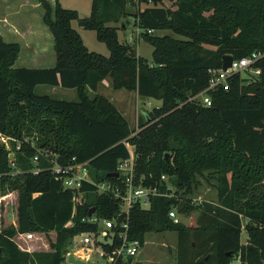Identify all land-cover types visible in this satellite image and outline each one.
<instances>
[{
	"label": "trees",
	"instance_id": "trees-1",
	"mask_svg": "<svg viewBox=\"0 0 264 264\" xmlns=\"http://www.w3.org/2000/svg\"><path fill=\"white\" fill-rule=\"evenodd\" d=\"M37 1L53 37L52 67H14L20 46L0 37V132L11 138L13 149L19 143L14 167L0 145V197L17 192L16 226L0 228V264H63L67 242L97 228L81 220L90 208L108 218L119 212V199L97 193L94 183L123 188L120 176L107 173L117 172L118 162L128 158V146L136 183L157 184L163 191L160 176L165 174L173 187L171 196L149 197L147 208L132 205L129 240L143 245L146 233L174 231L176 264H230L237 255L246 264H264V57L255 64L260 72L253 79L235 74L227 90L210 91V106L187 101L207 86L208 69L220 67L223 55L264 51V0H173L172 8L154 4L133 13L141 38L153 48L150 60L131 54L110 25L131 15L128 4L134 0H91L86 17L57 0L53 7ZM72 21L95 30L109 55L89 51ZM107 76L114 89L160 100L136 131L106 96L95 93ZM40 84L75 89L78 98L37 94ZM87 90L95 94L88 96ZM37 152L40 171L32 174ZM51 158L85 163L94 183L65 188L47 169ZM210 174L216 201L197 203L191 197L197 178ZM78 192L81 199L74 205ZM171 208L179 215L195 212L196 225L174 223ZM26 232H54L53 249H21L15 236ZM132 259L115 264H143Z\"/></svg>",
	"mask_w": 264,
	"mask_h": 264
},
{
	"label": "rangeland",
	"instance_id": "rangeland-1",
	"mask_svg": "<svg viewBox=\"0 0 264 264\" xmlns=\"http://www.w3.org/2000/svg\"><path fill=\"white\" fill-rule=\"evenodd\" d=\"M37 0H13L17 6L21 5L22 19L26 24L19 27L21 39L17 41L20 50L14 67H48L55 62V54L53 49V37L42 20L43 9L41 5L36 6ZM51 7L54 6L56 0H47ZM63 8L76 10L80 17H86L90 14L91 0H57ZM134 4H128V10L131 15L122 19L118 23H111V26L117 28V37L123 42L131 54L140 56L150 60L152 54V46L141 38L140 30L133 21V13L142 11L150 5H162L164 7H174L173 0H134ZM28 21V22H26ZM71 26L79 33L83 44L86 48L103 56L109 55L106 44L96 38L95 30L83 29L78 26L76 21L71 22ZM25 31L24 34L22 32ZM156 35L172 34L168 30L152 31ZM129 38L131 40L129 41ZM32 48V51L28 49ZM29 52V55L27 54ZM243 77L253 76L249 71L241 73ZM37 94H46L53 98L64 99L68 101H76L78 98L77 91L71 88L57 87L53 88L49 85L40 84L35 87ZM96 94L106 96L117 108V110L126 118L128 127L131 131L138 129L139 120L151 111L154 107L160 106V100L149 97L139 96L134 90L114 89L111 87L109 76L104 78L97 87ZM94 92L87 90L88 96H93ZM26 139V138H25ZM11 146V143H10ZM130 147V146H129ZM130 149H132L130 147ZM198 184L191 193V197L197 203L201 201H216L215 179L210 174L208 179L198 177ZM182 190H179L181 192ZM16 206L17 192L11 190L0 198V228L8 226H16ZM179 219L186 227H194L196 225V213L189 215H179ZM55 240V233H36L31 240H25L23 236L17 234L15 241L24 249L31 251H48L52 250V243ZM246 234L242 229L240 241L244 243ZM176 242L177 234L174 231L149 232L145 235L144 244L141 245L138 253L133 257V263L140 261L143 264H176ZM72 240L68 241L64 249L63 255L65 260L63 264H73L67 262V256L73 249ZM235 262V261H233ZM80 264H106L103 258H99L93 253L89 261Z\"/></svg>",
	"mask_w": 264,
	"mask_h": 264
},
{
	"label": "built area",
	"instance_id": "built-area-1",
	"mask_svg": "<svg viewBox=\"0 0 264 264\" xmlns=\"http://www.w3.org/2000/svg\"><path fill=\"white\" fill-rule=\"evenodd\" d=\"M148 33L152 32L151 29L147 30ZM131 38H129V41ZM264 57V51L256 50L240 58H233L231 64L225 70L222 66L217 68H209V78L207 86L198 93L190 96L187 101H194L204 106L211 105L210 91H214L218 88L227 90L229 88L228 78L240 74L244 71H249L253 76H246L245 78L253 79L258 75L260 68L255 64ZM242 76V75H241ZM243 77V76H242ZM10 140L8 136L0 132V145L4 146L7 150L8 161L12 167H14L15 150L19 149V143H16L13 149L10 146ZM125 142V139L121 140ZM129 156L128 158L121 160L117 165L118 177H121V183L123 188L119 185H114L111 182L103 181L100 183H94L88 176V171L85 163L71 162L68 164H60L54 158L50 159V166L47 169L56 178L61 179L62 185L71 190H78L83 182L94 183L96 185L97 193H111L114 197L120 201V210L113 217L98 216L95 212L82 218V222L92 223L97 226L95 230L81 232L75 235L71 240L73 242V249L71 253L74 258L84 261H89L93 253H96L99 258H103L106 264H115L116 261L126 260L128 257H135L138 253L141 244L138 240H129L127 238L128 231V216L129 210L134 203H139L142 208H147L149 204V197L154 195L159 196H171L173 187L171 186L167 175L162 174L160 176V183H163L165 190L161 191L159 186L156 185H143L141 182H135V161L132 149L128 146ZM40 152V151H39ZM33 154L31 158L32 168L30 173L37 174L40 171L38 167L40 153ZM81 193L73 197V204L75 205L81 199ZM1 198V197H0ZM170 219L177 223L180 221L179 214L174 208L168 211ZM243 229V226H242ZM36 233L26 232L20 235L25 240L33 239ZM235 261V262H233ZM230 264H246L240 258V255L234 257Z\"/></svg>",
	"mask_w": 264,
	"mask_h": 264
},
{
	"label": "crops",
	"instance_id": "crops-1",
	"mask_svg": "<svg viewBox=\"0 0 264 264\" xmlns=\"http://www.w3.org/2000/svg\"><path fill=\"white\" fill-rule=\"evenodd\" d=\"M36 6H39L38 2L34 3ZM21 5L17 6L13 3V0H0V37L7 41H17L21 39L20 32L18 29L20 26L25 25V20L22 19V12H21ZM28 22V21H26ZM25 31L22 32L24 34ZM29 50L32 51L31 47H28ZM29 55V52H27ZM55 62L48 67H52ZM24 68H40V67H27V66H20ZM44 68V67H41ZM53 88H57L56 86H52ZM19 246V245H18ZM20 247V246H19ZM21 248V247H20ZM26 251H31L30 249H24Z\"/></svg>",
	"mask_w": 264,
	"mask_h": 264
},
{
	"label": "water",
	"instance_id": "water-1",
	"mask_svg": "<svg viewBox=\"0 0 264 264\" xmlns=\"http://www.w3.org/2000/svg\"><path fill=\"white\" fill-rule=\"evenodd\" d=\"M231 60H232V56L229 54H225L222 56V69L225 70L226 68H228L231 64ZM107 176L109 177H117L118 173L117 172H111V173H107ZM95 212V207H92L88 210L87 215L90 216ZM67 262L68 263H73V264H80L81 260L74 258V255L72 253H69L67 256Z\"/></svg>",
	"mask_w": 264,
	"mask_h": 264
}]
</instances>
